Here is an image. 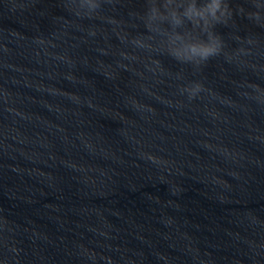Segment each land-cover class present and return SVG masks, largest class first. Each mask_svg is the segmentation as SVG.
I'll return each mask as SVG.
<instances>
[{
  "label": "water",
  "instance_id": "95a60500",
  "mask_svg": "<svg viewBox=\"0 0 264 264\" xmlns=\"http://www.w3.org/2000/svg\"><path fill=\"white\" fill-rule=\"evenodd\" d=\"M163 3L0 0V264H264L258 0L199 66Z\"/></svg>",
  "mask_w": 264,
  "mask_h": 264
},
{
  "label": "clouds",
  "instance_id": "9594fccd",
  "mask_svg": "<svg viewBox=\"0 0 264 264\" xmlns=\"http://www.w3.org/2000/svg\"><path fill=\"white\" fill-rule=\"evenodd\" d=\"M79 7L95 10L98 0H80ZM240 12L264 23V0H258L254 10ZM235 14L228 0H164L161 6L148 9L146 21L151 31L164 38L168 54L177 62L199 66L221 52L223 43L215 27ZM201 89L202 85L194 83L187 91L194 97Z\"/></svg>",
  "mask_w": 264,
  "mask_h": 264
}]
</instances>
